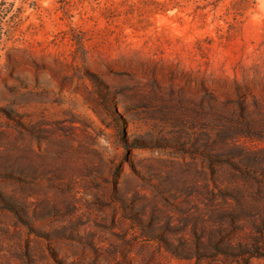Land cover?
<instances>
[{"label": "rangeland", "instance_id": "obj_1", "mask_svg": "<svg viewBox=\"0 0 264 264\" xmlns=\"http://www.w3.org/2000/svg\"><path fill=\"white\" fill-rule=\"evenodd\" d=\"M0 264H264V0H0Z\"/></svg>", "mask_w": 264, "mask_h": 264}]
</instances>
